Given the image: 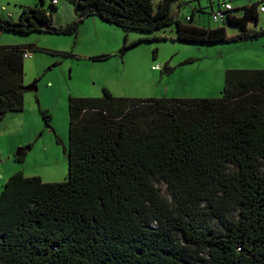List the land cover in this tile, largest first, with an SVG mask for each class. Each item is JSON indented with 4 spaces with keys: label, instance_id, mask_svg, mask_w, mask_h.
I'll return each instance as SVG.
<instances>
[{
    "label": "trees",
    "instance_id": "16d2710c",
    "mask_svg": "<svg viewBox=\"0 0 264 264\" xmlns=\"http://www.w3.org/2000/svg\"><path fill=\"white\" fill-rule=\"evenodd\" d=\"M69 1L77 20L64 27L44 8L23 6L18 20L0 16V28L73 35L95 15L124 30L174 25L176 39L191 44L264 33L248 27L259 2L206 29L175 16V0L156 8L153 0ZM227 21L241 32L227 35ZM151 35L134 43L166 39ZM36 50L0 45V118L23 109L24 53ZM103 92L68 99L65 181L6 179L0 264H264V69H228L219 97Z\"/></svg>",
    "mask_w": 264,
    "mask_h": 264
},
{
    "label": "rangeland",
    "instance_id": "374dc122",
    "mask_svg": "<svg viewBox=\"0 0 264 264\" xmlns=\"http://www.w3.org/2000/svg\"><path fill=\"white\" fill-rule=\"evenodd\" d=\"M259 1L179 0L173 13L188 24L211 29L217 25L211 13L218 5L229 3L241 13L242 7ZM153 3L156 8L158 0ZM51 4L0 0V16L18 20L23 6H38L51 13L55 27L77 20L69 0H57L56 9ZM258 14L248 27L264 31V12ZM41 28L29 33L0 28V45L38 47L23 63V84L34 90H25L21 111L0 118V191L6 177L16 172L38 175L45 182L67 179L69 97H102L104 88L114 97H219L228 69H264V33L234 42L191 44L176 39L174 25L154 33L124 30L95 15H86L73 35ZM225 30L231 36L240 33L241 26L227 21ZM151 34L166 39L134 43ZM42 113L49 116L47 121ZM157 187L166 197L165 186Z\"/></svg>",
    "mask_w": 264,
    "mask_h": 264
},
{
    "label": "built area",
    "instance_id": "2783aa9c",
    "mask_svg": "<svg viewBox=\"0 0 264 264\" xmlns=\"http://www.w3.org/2000/svg\"><path fill=\"white\" fill-rule=\"evenodd\" d=\"M56 1L57 0H52V3L55 4ZM256 9L258 13L264 12V0L259 1ZM231 14H235L234 8L232 7L231 4L227 3V4H224L223 7L213 10L211 13V17L215 23H220L221 21L224 20L226 16L231 15ZM28 56H30V53L25 52L24 57H28Z\"/></svg>",
    "mask_w": 264,
    "mask_h": 264
},
{
    "label": "water",
    "instance_id": "95a60500",
    "mask_svg": "<svg viewBox=\"0 0 264 264\" xmlns=\"http://www.w3.org/2000/svg\"><path fill=\"white\" fill-rule=\"evenodd\" d=\"M176 4L179 3V0H175ZM24 90H34L33 86H24Z\"/></svg>",
    "mask_w": 264,
    "mask_h": 264
},
{
    "label": "crops",
    "instance_id": "0c3cea01",
    "mask_svg": "<svg viewBox=\"0 0 264 264\" xmlns=\"http://www.w3.org/2000/svg\"><path fill=\"white\" fill-rule=\"evenodd\" d=\"M233 8H234V12L236 13V9H235V7L233 6ZM175 9H178L177 7L175 8ZM194 13V12H193ZM193 16H194V14L192 15V18H193ZM187 18V17H186ZM6 179H7V177H6ZM5 179V180H6Z\"/></svg>",
    "mask_w": 264,
    "mask_h": 264
}]
</instances>
